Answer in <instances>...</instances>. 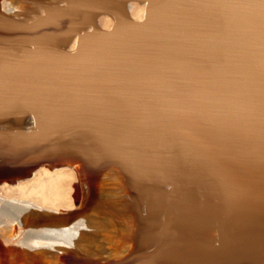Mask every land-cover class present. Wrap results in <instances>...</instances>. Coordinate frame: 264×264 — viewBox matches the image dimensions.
<instances>
[{
	"label": "bare ground",
	"instance_id": "1",
	"mask_svg": "<svg viewBox=\"0 0 264 264\" xmlns=\"http://www.w3.org/2000/svg\"><path fill=\"white\" fill-rule=\"evenodd\" d=\"M65 1L0 0V15L30 24L46 10L67 8ZM79 2V9L87 13L88 24L83 26L87 29L109 28L113 17L104 12L108 9H116L126 19H141L146 13L140 0ZM182 2L196 5L197 11L204 8L203 0ZM208 17L209 13L204 18ZM217 19L193 21L194 27H206L199 28L195 38L206 29L213 32ZM221 20L224 17L220 15ZM104 41L97 40V45ZM76 43L79 41L70 34L55 40L56 46L68 51H73ZM91 44L92 40L85 42L84 49L89 50ZM124 60L128 62L121 65L134 63L136 68H130L135 72L144 69L138 58L127 56ZM120 71L131 70L120 67ZM33 114L21 111L2 120L1 125L30 131L38 125ZM127 120L125 127L135 122L139 128L130 147H125L127 142L119 130L116 147L109 150L103 143L110 136L103 128L100 134H79L71 123L62 127L69 135L58 134L52 141L73 140L72 145L86 148L91 155L80 160L83 168L98 170L101 166L95 160L102 158L111 163L97 171L94 184L76 165H60L82 157L67 148L70 144L54 154L59 165L33 157L28 166L0 176V240L5 246L13 248L10 240L19 235L20 245L30 246L35 256L43 255L50 264H125L135 253L130 264H141L143 253L152 250L151 254L163 257L162 264H264V236L260 234L264 232L260 227H264V208L259 207L264 203V180H260L264 178V130L248 125L256 133L237 145L231 142V122L227 128L221 125L225 122L222 112L200 113L192 119L186 110L169 107L161 113L144 111ZM218 132L225 137L216 138L213 133ZM222 152L232 157L230 161L221 159ZM251 208L256 211L253 220L260 231L249 237H260L259 247L241 238L248 237L245 228L251 224L244 214ZM70 253L73 255L63 256ZM18 254L15 249L7 254L0 247V264H26L16 258ZM149 260L157 264L159 257L150 256Z\"/></svg>",
	"mask_w": 264,
	"mask_h": 264
},
{
	"label": "water",
	"instance_id": "2",
	"mask_svg": "<svg viewBox=\"0 0 264 264\" xmlns=\"http://www.w3.org/2000/svg\"><path fill=\"white\" fill-rule=\"evenodd\" d=\"M79 1L66 0L67 8L62 5L46 10L30 24L0 15V176L28 166L33 157L54 164V154L70 144L67 148L82 157L60 165H76L94 184L97 171L111 163L102 158L95 160L101 166L98 170L83 168L80 160L91 155L86 148L72 145L73 140L52 142L58 134L69 135L70 131L62 128L67 123L79 134H100L103 128L110 136L103 143L109 150L116 147L120 137L127 142L125 147L132 145L134 131L139 128L135 122L125 127L123 123L130 122L128 117L133 115L134 120L144 111L161 113L169 107L186 110L192 119L200 113L222 112L225 122L221 125L227 128L231 122V142L237 145L256 133L248 125L264 130V0H203L204 8L198 11L196 5L182 0H140L146 6L145 17L126 19L116 9H108L104 12L111 14L113 21L107 29L83 27L88 17L79 9ZM220 15L224 21H219ZM215 16L217 28L213 32L206 29L204 35L195 38L193 34L205 26L194 27L193 21ZM64 34L79 41L73 51L55 45L56 37ZM99 39H105L104 43L97 45ZM88 40L93 45L85 50ZM127 56L142 61L144 69L135 72L130 68L134 63L121 65L128 62L124 60ZM120 67L131 71L121 72ZM21 111L35 113L38 125L34 129L22 131L1 125L2 120ZM116 130L122 136L118 137ZM213 134L225 137L219 132ZM226 152L221 159L230 161L232 157ZM7 168L12 172L7 173ZM259 207L264 208V203ZM253 209L244 214L245 222L251 224L245 228L248 237L240 236L259 247L261 238H250L260 231L255 228L258 224L253 220ZM260 234L264 236V232ZM17 238L10 240L13 248L1 240L0 247L7 254L18 250L16 258L26 264H50L43 255L35 256L30 246L20 245L19 235ZM152 251L143 253V264H154L150 256L159 257L157 264H162L160 253ZM135 256L131 254L125 264Z\"/></svg>",
	"mask_w": 264,
	"mask_h": 264
}]
</instances>
